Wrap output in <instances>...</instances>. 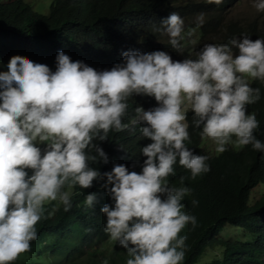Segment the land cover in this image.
<instances>
[{
    "label": "clouds",
    "instance_id": "9594fccd",
    "mask_svg": "<svg viewBox=\"0 0 264 264\" xmlns=\"http://www.w3.org/2000/svg\"><path fill=\"white\" fill-rule=\"evenodd\" d=\"M219 4L221 0H209ZM257 12L264 0H251ZM204 13L185 30L184 19L171 12L154 30L168 37L173 49L181 41L191 44ZM235 49V52H234ZM109 69L95 70L63 51L55 55V71L42 63L13 58L0 73V264H11L37 239L36 224L47 202L72 207L74 185L81 189L93 181L109 195L100 212L104 223L94 230L97 256L104 246H120L124 264H182L186 225L196 217L183 200L192 189L169 183L174 165L189 170L192 178L209 171L208 156L187 147L189 122L201 138L211 140L220 153L229 145L247 146L264 153L255 131L259 121L247 105L260 99V88L248 78L264 81V40L248 35L224 43H206L196 58L173 60L163 50H126ZM150 96L157 105L136 106L129 117V99ZM140 124V137L150 143L140 148L146 157L141 171L114 164L101 173L91 167L108 157L95 141ZM139 138V137H138ZM43 143L44 147L39 145ZM97 194L84 195L92 209ZM195 207L197 200L191 201ZM101 264H108L107 258Z\"/></svg>",
    "mask_w": 264,
    "mask_h": 264
},
{
    "label": "trees",
    "instance_id": "16d2710c",
    "mask_svg": "<svg viewBox=\"0 0 264 264\" xmlns=\"http://www.w3.org/2000/svg\"><path fill=\"white\" fill-rule=\"evenodd\" d=\"M241 1L52 0L43 13L26 0H0V61L8 64L19 57L55 71V55L63 51L72 60L104 70L120 62L126 50H163L173 60H183L188 56L195 59L206 43H224L241 34L264 40L263 23H242L228 17ZM171 12L184 19L185 30L194 27L198 13H204L203 25L195 29L203 43L189 44L186 38L180 49H173L168 37L154 30ZM191 20L194 22L189 23ZM249 84L260 88V99L247 105V111L256 113L260 123L255 134L264 142V81L253 79ZM128 103L129 117L138 105L145 110L157 105L153 97L138 94ZM191 118V111H187L189 139L185 144L195 153L208 156L209 171L192 178L189 170L176 164L175 175L167 178L171 185L179 186L183 176L184 185L192 189L183 203L197 223L194 228L186 225L179 233L187 235L188 245L182 264H264V153L250 145L239 149L229 145L224 152L209 153ZM140 126L110 131L107 139L95 141L108 160L90 162V166L103 173L114 164H124L129 171L139 173L146 159L140 148L151 142L140 137ZM39 146L44 147L43 143ZM101 183L93 181L86 189L74 185L72 207L67 212L62 205L47 202L36 224L37 239L11 264H101L106 258L108 264H124L125 252L118 245H106L95 254L94 230L105 217L100 208L104 203L112 204ZM89 192L97 194L92 209L83 204ZM193 199L198 201L195 207Z\"/></svg>",
    "mask_w": 264,
    "mask_h": 264
},
{
    "label": "rangeland",
    "instance_id": "374dc122",
    "mask_svg": "<svg viewBox=\"0 0 264 264\" xmlns=\"http://www.w3.org/2000/svg\"><path fill=\"white\" fill-rule=\"evenodd\" d=\"M31 2V4L33 5V8L37 11H41L43 13L47 12L48 6L51 3L52 0H26ZM187 0H182V2H185ZM200 1V0H198ZM228 17L230 19L233 20H238L242 23H247L249 21H255L257 20L259 23H263L264 24V11L261 12H257L255 10V8L253 7L251 0H242L241 2H239L238 4H236L233 8H231V10L229 11V15ZM194 21H189V23H193ZM197 35V31L195 30L193 33V37H192V41L193 43L199 42V43H203L200 42L202 40H199V37L196 36ZM236 38H239V36H237ZM187 44H184V46H186ZM235 52V49H234ZM6 66L0 62V73H3L6 71ZM253 79L248 78L247 82H251ZM157 104V103H156ZM190 111V109L188 110ZM205 140V149L210 153H214L215 151V145L214 143L209 140L204 138ZM241 146H236V149H239ZM255 196H258V192L255 193Z\"/></svg>",
    "mask_w": 264,
    "mask_h": 264
}]
</instances>
